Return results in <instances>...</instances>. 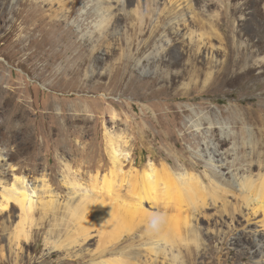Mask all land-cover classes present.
<instances>
[{
  "label": "rangeland",
  "instance_id": "obj_1",
  "mask_svg": "<svg viewBox=\"0 0 264 264\" xmlns=\"http://www.w3.org/2000/svg\"><path fill=\"white\" fill-rule=\"evenodd\" d=\"M17 1L0 0V71L18 89L0 111V201L5 187L9 188L15 178L24 179L25 190L32 197L27 215L32 224L26 225L30 239H20L19 246L14 245L8 251L1 229L5 226L9 232L14 230L21 220L20 210L9 206L0 212V263L22 264L28 260L29 264H57L66 258L65 248L56 250L51 243L59 237L65 240L67 234L78 230L70 218L60 220L61 226L56 228V218L61 219L67 205L79 200L92 183L91 178L96 174L109 175L113 166L112 144L119 153L123 172L134 167L141 171L148 162L165 163L174 173L185 169L214 175L228 191L227 215L222 213L221 203H217V207L197 216L200 243L205 249L197 250L184 242L178 244L187 264H264V252L262 257L258 255L251 233L256 226L262 233L263 213L257 207L252 211L251 207L245 209L244 193L238 187L249 174L252 145L260 143V152L264 153V87L257 90V84L264 83V75L255 79L264 70L255 69L252 78L239 81H234L231 71L205 87L204 76L189 70L186 47L175 43L173 48L167 47L163 56L166 62H174L181 52L185 56L179 66L167 70L169 74H183L172 85L162 75L135 68L122 55L128 50L127 45L131 44L133 58L137 59L151 51L162 35L159 28L151 47L136 53L150 36L149 21L144 22V28L140 27L138 13H147L151 0H121L120 10L115 11L111 20L107 17L111 22L109 31H103L102 35V29L95 26L100 11L95 0H75L74 4L73 0H58L71 9L70 14L50 30L43 23L40 28L43 41L36 40V33L30 47L23 51L30 25L21 23V18L27 20L25 15L33 7L19 5ZM252 1H242V9L238 8L239 0H223L222 8L211 7V12L221 15V21L214 23L215 33L220 34V39H212L216 46L234 38L237 44H250L251 52L264 50V43L257 45L258 37H264V0L256 6ZM161 2L167 7V0ZM60 7L63 8L54 5ZM254 7L260 16L252 13ZM10 8L20 14L9 31L10 24L1 15ZM40 8L44 11L47 6L41 4ZM228 19L235 23L234 28ZM253 20L256 28L252 26ZM207 27L204 22L191 25L196 34ZM20 35H26V39L17 45L15 40ZM30 52H34L33 57L25 60ZM196 58L197 66L205 61L202 56ZM221 59V55L217 56V60ZM166 65H162L165 70ZM191 78L197 80L198 86L191 87ZM10 112H13L11 119ZM241 118L244 122L237 127L235 122ZM248 128L252 138L246 131ZM252 173L256 177L258 170ZM74 184L79 186L75 195ZM49 200H54L58 209L45 212L43 203ZM142 208L150 213L163 210L162 206L157 209L146 201ZM144 230V223L137 224L114 248L106 233L101 239L96 229H92L85 244L66 248L72 254L76 251L87 255L70 264L113 259L120 256L115 252L121 249L145 261L148 256L142 242L146 238L140 240ZM103 249L107 250L104 254L91 255ZM51 252L56 254L48 259Z\"/></svg>",
  "mask_w": 264,
  "mask_h": 264
},
{
  "label": "bare ground",
  "instance_id": "obj_2",
  "mask_svg": "<svg viewBox=\"0 0 264 264\" xmlns=\"http://www.w3.org/2000/svg\"><path fill=\"white\" fill-rule=\"evenodd\" d=\"M57 1L58 0L17 1L19 5L24 3L26 6L33 7V9L30 8L31 10L25 15L27 20H24V16L21 18V23L30 25L27 35L28 38L26 39V35H20L15 40L17 45L25 42V39L28 40V43L22 47L23 51L30 47L36 33H38L36 34L38 36H36V40L39 42L43 41L40 30L43 23L47 26V30H50L52 26L67 18L66 15L70 14L69 10L71 9H67L65 3ZM95 1L98 3V6H100V11L97 12L99 21L95 26L98 30L102 29V31H100L102 35L104 34L103 31H109V24L111 23L109 20L113 18L117 9L120 10L119 6H121V0ZM239 1L238 8L242 9L240 3L244 0ZM75 2L76 1L73 0L71 4ZM252 2L254 6H256L260 0H253ZM164 3L161 2V0H151V6L148 12L138 13L140 27L144 28V22L146 23L149 21L150 36L147 41H144L141 46H138L135 50L136 53L140 54L141 50L145 47H151L154 35L159 28L162 30V35L152 46L151 51L137 59L133 58V50L130 47L131 44L127 45L128 50L123 52L122 55L126 61H132L135 68L141 71L152 72L151 74L156 76L162 75V77L166 78L170 85H172L176 80L183 78V74H169L167 70L171 67L179 66L180 61L183 57L185 58L183 52H178V58L174 62H166L163 60L167 47L171 49L175 46L172 43H175L186 47V53H189V63L187 64L188 67H190L189 70L200 72V75L204 76L203 84L205 87L210 85L216 77L224 76L231 71L235 75L234 81H239L245 78H252L255 69L264 70V50L261 51L258 49L255 52H251L250 44L242 42L237 44L234 38H231V40L226 38L227 40L219 43L220 45L218 46L212 41V39H220V34L215 33L214 23L215 21L217 23L221 21V15L216 11L211 12V7L222 8L223 0H167V7L164 6ZM41 4H45L47 9L43 11V9L40 8ZM55 4H60L63 8H54ZM162 5L164 7H161ZM62 9L66 12L62 13ZM32 10H34L35 13H33ZM253 12L256 16L261 15L256 7H254V9L252 8V13ZM19 14V10L17 11L12 8L2 13L1 16L5 18V23L10 24L9 31L15 25L16 20L19 19ZM7 15L9 16L7 17ZM107 17H109L108 21ZM197 22H204L208 26L207 30L198 34L194 33L191 29V25ZM228 22L231 28H234L235 23L230 19H228ZM161 23L163 24L161 25ZM252 26L256 28V21H252ZM262 43H264V37L260 36L258 37L257 45ZM34 52L27 54L25 60L33 57ZM197 55L202 56L205 60L204 62H200L198 66V62L196 61ZM219 55L222 57L221 60H217V56ZM163 63L167 64L166 67L168 68L166 70L162 68ZM262 75H264V71L259 73L255 79ZM191 83V87L198 86L199 84L197 80L193 78H191ZM262 87H264V83L262 84L261 82V84H257V90ZM17 90V88L13 87V83L9 81V78H6L0 71V98L3 99L0 102L1 112L3 111L6 100L11 99ZM8 114L11 119L13 112ZM239 114L241 116L243 115L242 112H239ZM243 122L244 119L241 118L240 122L236 121L235 123L238 127L240 123ZM213 131V128H211L212 133ZM246 131L250 134V138H252L253 134L251 130L248 128ZM222 144L223 142H221V145ZM110 146L113 166L109 171V175L103 174L99 177L96 174L91 178L92 183L89 184L88 189L83 190L79 200L69 206L67 205L66 214L61 219L56 218L55 227L61 226V223H59L60 220L61 222L64 219L68 221L70 218L78 230H76L77 233L67 234V241H65L66 239L61 240L59 237L55 242L51 243V247L56 248V250L65 248L63 251L66 252V258L58 260L57 264H63V260H65L64 263L70 264L75 259L85 258L87 256L85 253H76L75 251L72 254V252H69L66 248L74 249L76 244L81 245L87 242L92 229H96L101 239L103 235L107 234L108 238L111 239L110 241L114 242V248H116V243L124 238L123 235L132 232L133 228L140 223H144L145 225L144 234L142 233L143 235H140V240L142 241L143 238H146V240L142 242V246L145 248L146 256L149 257L148 260L147 257L145 261L141 262L137 254L133 252H124L121 249L115 252L120 255L119 257L102 259L96 262L92 261L91 264H187L181 257L178 244L180 242L192 244L197 250L205 247L200 243L197 216L203 214L208 209L215 206L217 207V203H221L219 204L222 209L221 211L227 215L229 201L226 199V194H228V191L226 188L221 187L222 184L217 182V178L214 175L209 176L207 174L200 175L197 173H190L185 169L180 173H174L168 164L165 163L156 165L152 162H148L141 171L134 167L127 172H123L121 169L123 164L119 161V153L114 149L112 144H110ZM260 148H262L260 143H254L252 145L249 157L251 159L248 169L249 174L241 179L238 187L239 191L244 193L242 205L245 209L251 207L252 211L254 207H257L258 211H261L264 216V153L260 152ZM220 155L221 154L218 156ZM253 170H258L256 177H254L252 173ZM24 182V179L15 178L13 184H11L9 188L3 187L0 212L6 210L9 206L11 208L16 207L20 210L21 219L20 223L11 232H9L5 226L1 229L7 241L8 251H11L14 245L18 247L20 239L28 241L31 237L30 230H28L29 228L26 230V225L31 227L32 224V220H29L30 218L27 216L31 210L32 197L27 194ZM17 183L20 185L18 188L16 186ZM77 187L79 186L75 184L72 185V193L74 195L79 191ZM33 190L35 191V189ZM144 201L158 207L157 209H159V206H162L163 210H158L156 213L144 211L142 208ZM184 207H187V209L183 210ZM56 209H58V207L56 208L54 200L43 203V210L45 212L49 210L54 211ZM260 229H262V233L259 231L258 226H256V229L251 231V233L253 235V240H255L254 245L256 252L262 257L264 252V219ZM66 231L68 232V230ZM1 242L2 239L0 238V243ZM28 244L30 245L29 242ZM86 251L88 250H85V252ZM104 251L106 252L107 250L103 249L102 251L92 252L91 255L95 256ZM55 254L56 253L53 252L49 253L48 259L51 257L53 258ZM71 257L73 259H71ZM22 264H29L28 260ZM48 264H51V262Z\"/></svg>",
  "mask_w": 264,
  "mask_h": 264
}]
</instances>
